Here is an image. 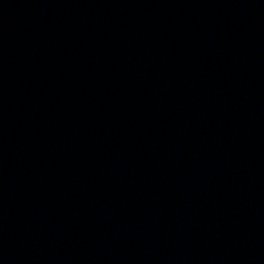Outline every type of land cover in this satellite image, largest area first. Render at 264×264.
I'll list each match as a JSON object with an SVG mask.
<instances>
[{
	"label": "water",
	"instance_id": "obj_1",
	"mask_svg": "<svg viewBox=\"0 0 264 264\" xmlns=\"http://www.w3.org/2000/svg\"><path fill=\"white\" fill-rule=\"evenodd\" d=\"M0 264H264V0H0Z\"/></svg>",
	"mask_w": 264,
	"mask_h": 264
}]
</instances>
